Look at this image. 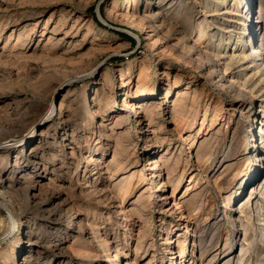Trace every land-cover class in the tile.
Listing matches in <instances>:
<instances>
[{
	"label": "rangeland",
	"instance_id": "rangeland-1",
	"mask_svg": "<svg viewBox=\"0 0 264 264\" xmlns=\"http://www.w3.org/2000/svg\"><path fill=\"white\" fill-rule=\"evenodd\" d=\"M254 1L252 18L260 26L256 29L260 39L264 0ZM157 2L172 10L161 29L165 33H158L160 40L167 34L169 39L151 48L145 31L131 19L134 12L137 17L144 14L146 0H0V147L17 132L27 135L41 119L47 120L28 137L30 146L40 141L37 155L41 159L25 163L28 172L18 175L13 168L15 153L24 144L2 146L5 149L0 152V170L11 174L12 191L20 204L12 205L0 196V204L14 218L7 226L0 225V235H5L0 264H22L30 256L29 248L35 252L28 264H60V259L62 264H264L258 260L264 229L257 215L264 200L251 203L247 219L241 220L239 213L252 196L260 197V192L252 193L249 182L257 170L254 164H259L258 159L250 162L249 158L259 146L264 147L255 117L260 108L255 103L254 116L249 110L241 114L238 108L250 101H236L235 92L222 89L219 74L210 76L205 67L187 64L189 59L183 64L164 54L166 47L179 45L181 32L194 33L204 13L203 1ZM188 41L194 45L195 40ZM166 69L170 77L163 75ZM177 94L188 100L187 126L173 119ZM142 95L154 97L149 110L156 109L158 115L152 126L131 107ZM176 105L180 106L179 101ZM207 109L209 120L203 127ZM121 143L127 149L125 171H117L114 164L115 149ZM150 158L159 164L166 158V167L175 166V200L180 206H174L170 198L173 184H166V167L160 166L162 175L154 179ZM60 164L62 172L53 184L45 181L39 204H25L24 186L37 181L32 172L37 170L44 177L45 170L53 171ZM142 171L145 181L139 184ZM133 174L135 186L122 203L116 185ZM166 196L164 205L174 209L172 213L160 209ZM51 200L63 207L52 217L47 208ZM73 216L78 217L77 229L68 234L66 251L56 257L57 238L66 236ZM189 221L199 226L196 235L185 229ZM245 229H250L249 243H245ZM178 239L185 243L182 258ZM138 245L141 249L136 251ZM118 249L124 256L113 259Z\"/></svg>",
	"mask_w": 264,
	"mask_h": 264
},
{
	"label": "bare ground",
	"instance_id": "bare-ground-1",
	"mask_svg": "<svg viewBox=\"0 0 264 264\" xmlns=\"http://www.w3.org/2000/svg\"><path fill=\"white\" fill-rule=\"evenodd\" d=\"M157 1L158 0H146V6H145L144 14H142V16L140 15V17L139 16L137 17V15L134 12V15L131 17L132 23L134 24V26H137L140 30L145 31V33H146L145 35L147 36L146 37L147 38L146 39L147 44L151 48H155L156 45L159 42H161V40L163 38L169 39V36L167 34L166 36L163 35V38H161V40H160L161 36L159 35V37H158V33L160 32L161 29H163L164 24H166V19L168 18V16H170L169 13H170L171 7H166L164 2H157ZM201 1H203L202 5L204 7V13L200 19L198 18L199 19L198 21H200V22L197 24L196 30L194 31V33H192V34L188 33L187 34V33H185L186 30L185 31L183 30L184 32H181V34L183 36L182 40L181 41L177 40V41H180L179 45L173 44V46L166 47L164 50V54L165 53L168 54L169 57L177 60L179 63H181V62L186 63L187 59H189L190 61L188 60L189 62H187V64H189V65L190 64H194V65L197 64L198 67L197 66L196 67L199 69H201L202 67H205V69H208L207 72L210 76L214 75L216 73L219 74L221 80H219L218 83L222 89H224L226 91L229 90V91L235 92L236 93V95H235L236 101L242 100L243 103H245L244 102L245 100L250 101V103L248 105H246V107L244 106V107L238 108V110L240 111L241 114H243L246 110H249L248 113L253 114V116H254V113H255L254 107H255V103H256V105H258V107L260 108V111L258 112V114H255V117H258V121L260 122V128H261L260 134H262L264 136V34H263L264 32L259 34L260 39H262V41L260 39L256 38V34H257L256 29L260 26H259V24L256 25L255 22H253V18H252L253 14L255 13V11H254L255 1L254 0H201ZM232 3H233V5H232ZM115 9H116V6H114L113 10L110 12V16L113 15ZM259 14H260V11H259ZM259 16H261V15H259ZM116 17H118V15ZM172 17L169 18V21ZM146 21H151L153 23V25H151L150 27L147 26L145 24ZM171 21H172V19H171ZM256 22L258 23V21H256ZM174 23H175V20H174ZM174 27H175V25H174ZM148 29L150 30L149 32H147ZM169 30H167L168 33H170ZM263 31H264V29H263ZM163 33H165V31ZM178 38L181 39V37H179V36H178ZM192 39H194L195 41ZM188 40L194 41V42H192V44L194 43V45H188L187 44L189 42ZM259 40L261 41V43L259 42ZM162 41H164V40H162ZM180 46H182L181 54L177 55L175 53V50H177V48ZM183 55L186 57V59H184ZM193 55L194 56L196 55L197 57L195 59H193L192 58ZM167 70L168 69H166L164 71L163 75L164 76L167 75L170 77V72H168ZM142 77H144L143 72L140 73V78H142ZM176 78H178V76ZM140 80H142V79H140ZM175 81H176V79H175ZM175 83H177V81ZM174 88L177 90V88H179V87L177 85ZM236 89H239L240 92ZM185 97L182 96L181 94H177V100L174 104V108L172 110V113H173V119H178V120H180L179 123H181V121H182L186 125V124H189L190 121H188L189 119H187V120L185 119L187 114L184 113V110L185 109L188 110V106L186 103L187 98H185ZM153 98L154 97L148 99V96L142 95L141 97L134 99L133 100L134 103L135 102H138V103L133 104L134 106H131L132 108L135 107V109L140 111L139 112L140 114H144L143 117L146 118L145 121L148 122V126H150V125L152 126L153 122L155 121V117L158 115L156 109H154L152 111L149 110L151 107H153V106H151L153 104H150V101ZM97 101H98L97 97H95L94 102L97 103ZM178 101L180 103V106L176 107L177 106L176 104ZM99 106L101 109V105H99ZM155 108H156V106H155ZM62 110L63 109L61 106L60 107L61 113H62ZM208 114H209V109H207V111L205 113V118H204L205 120L203 121V127H204L205 123L209 120ZM188 117H186V118H188ZM212 117H214V116H212ZM195 118H196V116H195ZM216 118H213V119L215 120ZM192 121H191V123H194L196 121V119H194ZM213 121H212V124L214 123ZM46 124H47V120L45 118H43L36 124V127L34 128L32 133H28L26 135L24 132H21V131L17 132L16 137L8 138L7 140H5V143H3L2 146H5V147H9V146L11 147L15 144H24L23 147H20L19 151H16L15 157H14L13 168L17 170L18 175H22L25 172H28L30 170L29 168L24 166L25 163H27L28 161L35 160V162H38L39 160H41L39 158V156L37 155L38 144L40 141L38 140L37 142H35V144L30 146V142L28 140V137H30L32 134H34L37 129H39V130L42 129ZM8 128H9V126H8ZM153 135L157 137V134L155 132H153ZM148 138L149 137L146 136V139H148ZM263 144H264V142H263ZM123 145L121 143L115 149L116 158L114 160V164L117 165V167H116L117 171H121V170L125 171V168H126L123 156H124L125 150H127V149ZM2 146L0 147V152H3V150L5 149V148L3 149ZM148 155H150V153H148ZM254 159H258L259 164L258 163L254 164L256 166L257 170L255 171V174L251 177L249 182L252 185V193L257 194V192H260V197L258 198V196H256V197L252 196L250 203H247V204H244L243 206H241L240 211H239V213L241 214V217H240L241 220H243V219L245 220V218L247 217L246 216L247 210L249 209L251 203H252V205L253 204L257 205L260 203V200H264V182H262L264 180V147L263 146H262V148L259 146V149L255 150L254 156H251V158H249L250 162L251 161L254 162ZM152 160H154V158L153 159L150 158L148 160V161H151V166H153V168H151L150 170H152V174L154 175V179L160 178L162 175V171L160 170V166L164 165L166 167L168 160L166 158H165V160L162 159L163 161H165L163 164H159V162H152ZM199 160H200V155L198 156V161ZM261 161L263 162V165L261 164ZM100 163H99V165H100ZM174 164L176 165L177 161H175ZM165 169H166L167 175H168L166 184L167 185L169 184L170 186L173 184L172 185V195L170 198H173V202H174L173 205L174 206H180L179 203L175 200V193H176V187L175 186L176 185H174L175 183H173L174 182L173 177L175 175L174 176L172 175L173 173L175 174L176 168L173 165V166L166 167ZM62 170H63V166L60 164L59 168L55 167V168H53V171L45 170L44 171V177H40L38 175V171L34 170V172H32V173L33 174L35 173V175L37 176V181H35L31 185L24 186V188H23L25 195H26L25 204L29 205V203L32 201H33V203H38V201H37L38 195L40 192L43 191L42 189H43V185H44L45 181L48 180L49 185L53 184L54 178L57 175H59V173H61ZM108 170L110 171V169H108ZM10 175L11 174L9 173L8 170H5V169L0 170V196L4 200H6L7 202L11 203L12 205L20 206L18 200L15 199L16 195L14 196V194H13V193H15V192H13L15 190H13L14 185L12 186V184H11L12 181L10 179ZM139 177H140V179L138 180L139 184L141 182L145 181V175H144L143 171L140 172ZM135 178H136V175L133 174V176H131L129 178L125 177L124 179H122V181L118 185H116V190H117V193L119 195L118 197H120V199L122 200V203L126 199V196L129 195L131 189L134 188ZM176 180L178 181L179 179H176ZM97 182L98 181L95 182V185ZM45 184H47V183H45ZM95 185H94V187H95ZM44 186H46V185H44ZM161 186H163V185L161 184ZM49 189H51V188H49ZM51 190H53V189H51ZM95 190H96V193L98 194L99 192L96 189V187H95ZM168 199H169V197H167V196L164 197V199H162L163 204H162L160 209L162 211H164L165 213H172L173 212L172 210H174V209L169 208L170 206L164 205L165 203H167ZM54 203H55V201L51 200V202H49L47 205V208L50 209L49 216H51V217L53 214H55V212H58L61 210V208H63L60 205H55ZM180 215H181L182 220L186 219V218H184L185 217L184 213L180 214ZM257 215H258V223H259L260 227L264 229V208L262 206L257 207ZM190 218L191 217L189 215L187 217V219L191 220ZM13 219L14 218L12 217L9 208L0 204V225L3 224V226H4L6 223L10 224L13 221ZM77 220H78V217L73 216L72 221L69 225V227H70L69 231L66 233V236L63 237V234H61L57 238L58 244L56 245V248H57L56 257L60 258L63 255L64 250H65V244L67 243V239H68L67 236L69 233L73 234L75 229H77V228H74V224L77 223ZM164 221H165V219H164ZM170 223L172 224L173 222H170ZM80 224H83L82 221ZM6 226H7V224H6ZM90 226H91V224H90ZM185 229L186 230L192 229V232L194 233V235H196L198 233L199 226L198 225H191L190 221H189V222H186ZM79 230H80V228H79ZM94 230L95 229H93V231ZM249 230L250 229H245V231H246L245 243H249V238H248V231ZM95 231H94V233L97 234L98 231L97 232H95ZM4 238H5V235L4 236L0 235V244L4 241ZM26 238H30L29 233L26 235ZM108 241H109L108 239H105L103 241V244H104V246H106V249H107L106 252L110 251ZM32 242H31V244H32ZM178 242L180 244V239H178ZM260 242H261L262 249L258 255V260L264 261V232L261 235ZM184 244L185 243L183 242L178 247V253H179L180 258H182L183 251L185 250L183 247ZM244 248L245 247H243V253L245 256L247 254V251H245ZM140 249H141V245H138L136 251H139ZM170 251H173V250H170ZM34 252H35V248H29L28 252L26 250V254H29L30 256L25 257L24 262L22 264H28L27 259L32 258L34 256ZM37 255H39V254H37ZM119 256H124V252L121 249H118L115 252L113 259H118ZM244 256H243V258H244ZM112 257H113V255H112ZM179 257H177V258H179ZM243 258H240L241 261L239 263L244 262ZM59 261H60V264H62V262H61L62 260L60 259Z\"/></svg>",
	"mask_w": 264,
	"mask_h": 264
},
{
	"label": "water",
	"instance_id": "water-1",
	"mask_svg": "<svg viewBox=\"0 0 264 264\" xmlns=\"http://www.w3.org/2000/svg\"><path fill=\"white\" fill-rule=\"evenodd\" d=\"M98 18H99V20H101V14H98Z\"/></svg>",
	"mask_w": 264,
	"mask_h": 264
},
{
	"label": "trees",
	"instance_id": "trees-1",
	"mask_svg": "<svg viewBox=\"0 0 264 264\" xmlns=\"http://www.w3.org/2000/svg\"><path fill=\"white\" fill-rule=\"evenodd\" d=\"M101 12H102V14L104 15V12H103V10H101ZM133 41V40H132ZM134 42V41H133Z\"/></svg>",
	"mask_w": 264,
	"mask_h": 264
}]
</instances>
